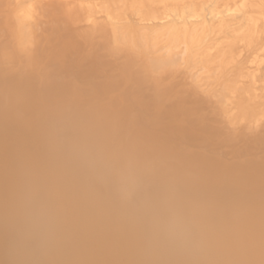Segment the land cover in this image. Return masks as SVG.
<instances>
[{
	"label": "rangeland",
	"instance_id": "1",
	"mask_svg": "<svg viewBox=\"0 0 264 264\" xmlns=\"http://www.w3.org/2000/svg\"><path fill=\"white\" fill-rule=\"evenodd\" d=\"M152 1L0 0V264H264V0Z\"/></svg>",
	"mask_w": 264,
	"mask_h": 264
},
{
	"label": "bare ground",
	"instance_id": "2",
	"mask_svg": "<svg viewBox=\"0 0 264 264\" xmlns=\"http://www.w3.org/2000/svg\"><path fill=\"white\" fill-rule=\"evenodd\" d=\"M142 1H143V2H147V3H151V4L154 3V2H156V1H152V0H142ZM157 1H158V3H160V4L167 5V4H169V3H172V4H178L179 2L186 1V0H157ZM187 1H190V2H193V3H195V4H198L201 0H187ZM73 3H74V2H73ZM56 4H57V3H56ZM49 5L51 6V4H49ZM59 5H60V4H59ZM68 5H69V4H68ZM57 6H58V5H57ZM60 6H61V5H60ZM60 6H58L57 9H58ZM53 7H54V6H53ZM53 7H52V8H53ZM55 7H56V6H55ZM59 9H60V8H59ZM55 10H56V9H55ZM47 12H48V11H47ZM59 12H60V10H59ZM32 13H33V12H32ZM45 13H46V12H45ZM30 14H31V12L29 13V15H30ZM41 14H42V13H41ZM43 14H44V13H43ZM33 15H34V14H32L31 17H32ZM60 20H62V19H60ZM30 21H32V19H31ZM53 21H54V19L52 20V22H53ZM187 21H188V20H187ZM187 21L184 20V23L182 24L183 26L180 25V26H182V27H180V28H182L183 32H185L186 34L191 30V25H190ZM203 21H204V19H203ZM54 22H55V21H54ZM30 24H31V22H30ZM41 25H42V24H41ZM47 25H48V24H47ZM47 25H45V26L42 25V26L47 27ZM50 25H52V23H51ZM48 26H49V25H48ZM52 26H53V25H52ZM104 27H106V26L104 25ZM203 32H204V31H203ZM203 32H202V34H205V32H204V33H203ZM30 33H31V32H30ZM201 36H202V35H201ZM204 36H205V35H203L202 37H204ZM242 36H243V38H245V39L247 40V42H250V41L252 40V38H253V32H252V31H249V30H246V31L243 32ZM195 41H196V39H195ZM195 41H192V42H195ZM185 44H186V43H185ZM198 44H199V43H197V44L194 45V46H198ZM184 48H185V49H181L180 51H186V50H187V45H186ZM190 50H191V49H190ZM190 50H189V51H190ZM184 53H185V52H184ZM233 53H234V50H229V55H231V54H233ZM184 55H185V54H184ZM188 55H190V54H188ZM189 57H190V56H189ZM223 57H224V61H225V60H226V56L223 55ZM227 58L231 59V58H233V56H231V57H227ZM176 59H177V58H176ZM221 59H222V58H221ZM188 60H189V59H188ZM175 61H176V60H175ZM182 61H183V60H182ZM186 61H187V60H186ZM186 61H185V62H186ZM174 63H175V62H174ZM182 64H183V63H182ZM221 64H222V63H221ZM223 64H224V62H223ZM184 65H185V64H184ZM204 67H205V66H204ZM204 67H203V69H204ZM206 68L209 69V67H206ZM200 71H202V70H200ZM219 71H220V70H219ZM216 75H217V74H216ZM219 76H220V73H219ZM235 97H236V100L234 99V101H236L237 103H243V102L245 101V98H244L243 96H241L240 94H238V96H237V95L234 96V98H235ZM72 102H74V104H77V103H78V101H76V100H74V101H68V102H67V101H65V102L63 101V102H61L60 107H62V109L66 108V107H67V108L69 107V110H70V108H72V107L74 106V105L72 104ZM5 109H6V108H5ZM8 109H9V108H8ZM73 109H74V107H73ZM66 110H67V109H66ZM66 110H65V111H66ZM63 111H64V110H63ZM65 111H64V112H65ZM3 112H4V111H3ZM66 112H67V111H66ZM67 113H68V112H67ZM63 115H67V114L65 113V114H63ZM71 116H72L71 119H73V114H72ZM74 116H76V115H74ZM82 116H83V115H82ZM82 116H81V118L85 117V116H83V117H82ZM69 117H70V116H69ZM76 117H77V116H76ZM78 117H79V116H78ZM78 117H77V118H78ZM77 118H76V119H77ZM86 118H87V117H86ZM79 119H80V118H79ZM83 119H84V118H83ZM83 119H82V121H83ZM87 119H88V118H87ZM90 120H91V119H90ZM78 121H79V120L77 119V122H78ZM85 121H87V120H85ZM93 121H94V120H93ZM74 122H75V121H74ZM80 122H81V121L78 122V125H79ZM90 122H91V121H90ZM94 122H96V121H94ZM75 123H76V122H75ZM83 123H84V122H82V124H83ZM86 123H88V122H86ZM86 123H85V124H86ZM97 123H98V122H97ZM70 124H71V123H70ZM72 124H73V123H72ZM72 124H71V125H72ZM89 124H91V123H89ZM92 124L94 125V123H92ZM92 124H91V125H92ZM78 125H77V126H78ZM80 125H81V123H80ZM86 126H87V125H86ZM90 127H91V126L89 125V128H90ZM100 127H101V126H100ZM83 128H84V127H83ZM94 128H95V127H94ZM91 129H92V128H91ZM98 129H99V127H98ZM101 129H102V127H101ZM86 130H87V129H86ZM86 130H83V131H86ZM89 130H90V129H89ZM92 130H93V129H92ZM99 130H100V129H99ZM83 131H82V132H83ZM94 131L96 132V129H94ZM88 133H89V132H88ZM89 134H91V133H89ZM93 136H94V135H93ZM93 136H92V140H93ZM90 139H91V138H90ZM94 139H95V138H94ZM92 140H91V141H92ZM91 141H89V143H90ZM87 142H88V141H87ZM139 143H140V141H139ZM135 145H136V144H135ZM135 145H134V146H135ZM134 146L130 147V151H129V149H128V152H129V153H128V156L130 155V157L134 160V162H136V163L138 164V166L140 167V169H141V167H142V169H144V168H145V169H146V168H147V169H150V168H154V167H156V165H157L158 162H159V158H157L158 155H156L155 157H150V156L147 157V156H145V155H143V154L141 155V154L139 153V149H138V147H137V146L134 147ZM140 146H141V145H140ZM142 149H143V148H142ZM143 150H144V149H143ZM126 154H127V153H126ZM126 158H127V157H126ZM146 158H147V159H146ZM148 158H149V159H148ZM127 159H129V160H128L129 162L132 161L130 158H127ZM128 161H127V162H128ZM108 162H111V161H108ZM108 162H107V163H108ZM125 162H126V161H125ZM109 164H111V163H109ZM115 166H117V165H115ZM133 166H134V165H133ZM135 166H136V165H135ZM139 167H138V168H139ZM129 168H130V167H129ZM133 168H134V167H132L131 170H132ZM112 169H114V167H112ZM126 169H127V167H126ZM134 169H136V168H134ZM131 170H130V171H131ZM136 170H137V169H136ZM136 170H135V172H136ZM127 171H128V169H127ZM132 171H133V170H132ZM118 173H119V172H118ZM120 173H121V172H120ZM130 173H131V172H130ZM135 174H136V173H135ZM121 175H122V174H121ZM132 176H135V175H132ZM137 176H138V175H137ZM149 176H151V175H149ZM149 176H148V177H149ZM184 176H187V175L185 174ZM119 177H120V176H119ZM127 177H129V176H127ZM130 177H131V176H130ZM138 177H139V176H138ZM138 177H137V179H138ZM142 177H143V176H142ZM142 177H141V178H142ZM146 177H147V176L145 175V179H148V178H146ZM153 177H155V176H153ZM153 177H152V178H153ZM135 178H136V177H135ZM143 178H144V177H143ZM127 179L129 180V178H127ZM132 179H133V178H132ZM132 179H131V180H132ZM137 179H136V180H137ZM128 180H127V182H128ZM136 183H139V182L137 181ZM136 183H135V184H136ZM131 185H132V184H131ZM136 185H138V187H140L139 184H136ZM142 185H143V184H142ZM134 187H136V186L134 185ZM134 187H133V188H134ZM125 188H126V187H125ZM130 188H131V187H130ZM130 188H129V189H130ZM136 188H137V187H136ZM127 189H128V188H127ZM134 189H135V188H134ZM135 190H136V189H135ZM163 190H164V189H163ZM219 190H220V189H219ZM132 191H133V190H132ZM132 191H130V192H132ZM166 191H167V190H166ZM197 191H199V190H197ZM136 192H137V191H136ZM139 192H140V191H139ZM164 192H165V191H164ZM193 192H194V191H193ZM193 192H192V193H193ZM202 192H203V191H201V193H202ZM224 192H225V191H224ZM197 193H198V192H197ZM197 193H196V194H197ZM199 193H200V191H199ZM205 193H207V192H204V194H205ZM219 193H221V190H220ZM225 193H226V192H225ZM131 194H132V193H131ZM134 194H135V193H134ZM134 194H132V195L135 196L136 194H135V195H134ZM196 194H195V195H196ZM208 194H209V192H208ZM208 194H207V195H208ZM137 195H138V194H137ZM186 195L188 196L189 194H186ZM197 195L200 196V194H197ZM209 195H210V194H209ZM218 195H221V194H218ZM193 196H194V194H193ZM199 196H198V198H199V200H200V197H199ZM222 196H223V194H222ZM184 197H186V196H184ZM188 197H189V196H188ZM188 197H187V198H188ZM190 197H191V196H190ZM194 197H195V196H194ZM206 197H207V196H206ZM216 197H218V196H216ZM258 197H259V196H258ZM258 197H257V199H258ZM120 198L123 199L122 197H120ZM191 198H192V197H191ZM203 198H204V197H203ZM207 198H208V197H207ZM220 198H221V197H220ZM228 198H229V195H228ZM238 198H239V197H238ZM244 198H245V197H244ZM262 198H263V197H262ZM262 198H260V199H262ZM88 199H90V198L88 197ZM91 199H92V198H91ZM130 199H131V198H130ZM189 199H190V198H189ZM192 199H193V198H192ZM194 199H195V198H194ZM212 199H213V198H212ZM215 199H216V198H215ZM222 199H224V198H222ZM232 199H234V198H232ZM241 199H243V197H241ZM245 199H246V198H245ZM254 199L256 200L255 202L257 203V199H256V198H254ZM254 199H253V200H254ZM86 200H87V199H86ZM95 200H97V199H95ZM202 200H204V199H202ZM205 200H206V199H205ZM213 200H214V199H213ZM238 200H239V199H238ZM77 201H78V200H77ZM90 201H93V202H94V199H93V200H90ZM90 201H89V203H90ZM132 201H133V200H132ZM218 201H219V200H218ZM221 201H222V200H221ZM223 201H224V200H223ZM226 201H227V200H226ZM235 201H236V200H235ZM241 201H242V200H241ZM93 202H92V203H93ZM228 202H229V201H228ZM231 202H232V201H231ZM242 202H243V201H242ZM247 202H248V200H247ZM249 202H250V201H249ZM249 202H248V203H249ZM251 202H252V201H251ZM260 202H261V201H260ZM73 203H74V202H73ZM73 203H72V204H73ZM83 203H84V202H83ZM83 203H82V205H83ZM95 203H96V202H95ZM237 203H238V202H237ZM237 203H236V204H237ZM84 204H85V203H84ZM176 204H178V203H176ZM227 204H230V202L227 203ZM234 204H235V202H234ZM46 205H47V206H46ZM76 205H78V204H76ZM79 205L81 206V204H79ZM79 205H78V206H79ZM239 205H240V204H239ZM22 206H23V205H22ZM43 206H46V207L48 208V204H45V205H43ZM43 206H42V207H43ZM49 206H50V205H49ZM68 206H69V205H68ZM74 206H75V205H74ZM80 206H79V207H80ZM84 206L86 207L87 205H84ZM90 206H91V205H90ZM94 206H95V205H94ZM97 206L99 207L98 204H97ZM212 206H213V205H212ZM231 206H232V205H231ZM231 206H230V207H231ZM237 206H238V205H237ZM23 207L25 208V206H23ZM23 207H22L21 209H23ZM69 207H70V206H69ZM75 207H77V206H75ZM81 207H82V206H81ZM81 207L78 209V211H80V209H82ZM174 207H175V206H174ZM234 207H235V206H234ZM70 208H71V207H70ZM70 208H69V209H70ZM77 208H78V207H77ZM77 208H76V209H77ZM94 208H95V207H94ZM94 208H93V209H94ZM210 208H211V207H210ZM73 209H74V208H73ZM176 209H177V208H176ZM178 209H179V208H178ZM230 209H231V208H230ZM233 209H235V208H233ZM24 210H26V208H25ZM24 210L21 211V212L24 213ZM94 210H96V212H98L96 208H95ZM193 210H194V209H193ZM193 210H192V211H193ZM73 211H74V210H73ZM89 211H90V210H89ZM99 211H100V209H99ZM175 211H176V210H175ZM212 211H214V210H212ZM27 212H28V210H27ZM94 212H95V211H94ZM204 212H205V210H204ZM206 212H207V211H206ZM215 212H216V211H215ZM215 212H214V213H215ZM72 213H73V212H72ZM99 213H100V215H101V212H99ZM173 213H176V212L173 211ZM207 213H208V212H207ZM207 213H206V214H207ZM211 213H212V212H211ZM27 214H28V213H27ZM78 214H79V213H78ZM95 214H96V213H95ZM176 214H177V213H176ZM209 214H210V213H209ZM209 214H208V216H209ZM22 215H24V214H22ZM35 215H36V214H35ZM76 215H77V213H76ZM103 215H104V214H103ZM211 215H212V214H211ZM26 216H27V215H26ZM37 216H38V215H37ZM37 216H36V218H38ZM71 216L73 217V215H71ZM104 216H105V215H104ZM18 217H20V215H19ZM58 218H59V217H58ZM20 220H22V219H20ZM60 220H61V219H60ZM193 220H194V219H193ZM63 221H64V220H63ZM196 221H197V220H196ZM37 222H38V221H36V223H37ZM192 222H193V221H192ZM61 223H62V225H64L63 222H61ZM84 223H85V222H84ZM167 223H168V222H167ZM38 224H39V222H38ZM40 224H41V223H40ZM24 225H25V224H24ZM60 225H61V224H60ZM65 225H66V224H65ZM65 225H64V226H65ZM68 225H69V224H68ZM68 225H66V226H68ZM82 225H83V224H82ZM87 225H88V224H87ZM87 225H86V226H87ZM89 225H90V224H89ZM93 225H94V224H93ZM95 225H96V224H95ZM95 225L93 226L94 228H95ZM107 225L109 226V224H107ZM107 225H106V226H107ZM34 226H35V225H34ZM39 226H40V225H39ZM64 226H63V227H64ZM70 226H71V225H70ZM83 226H84V225H83ZM91 226H92V225H91ZM41 227H44V226H41ZM87 227H88V226H87ZM87 227H86V228L84 227V228L87 229ZM44 228H45V227H44ZM53 228H55V227H53ZM88 228H89V227H88ZM124 228L126 229V227H124ZM124 228H122V230H123ZM116 229H118V228H116ZM125 229H124V230H125ZM63 230H64V229H63ZM95 230L98 231L99 229H94L93 231H95ZM100 230H101V229H100ZM100 230H99V231H100ZM102 230H103V229H102ZM120 230H121V229H120ZM122 230H121V234H120V233H119V234L121 235L120 238L122 237V240H123V238H124L125 236H124V231L122 232ZM130 230H131V229H130ZM132 230H133V229H132ZM60 231H61V230H60ZM60 231H59V232H60ZM116 231H117V230H116ZM133 231H134V230H133ZM138 231H139V230H138ZM101 232H103V231H101ZM117 232H118V231H117ZM125 232H126V230H125ZM128 232H130V231H128ZM135 232H136V231H135ZM139 232H140V231H139ZM203 232H204V231H203ZM49 233H50V232H49ZM49 233H48V234H49ZM93 233H94V234H93ZM93 233H92V234L95 235V232H93ZM96 233H97V232H96ZM126 233H127V232H126ZM140 233H141V232H140ZM140 233H139V234H140ZM104 234H107V231H105ZM104 234H101V238H99V237H98V238L101 240V239H102V236H104ZM114 234H117V233H114ZM122 234H123V235H122ZM132 234H133L132 236H134L133 238L137 237V236L134 235V233H132ZM135 234H137V232H136ZM139 234H138V235H139ZM144 234H145V233H144ZM144 234H143V235H144ZM205 234H206V233H205ZM98 235H100V233H99ZM98 235H97V236H98ZM117 235H118V234H117ZM125 235H128V234H125ZM130 235H131V233H130ZM201 235H202V234H201ZM42 236H43V235H42ZM106 236H108V235H106ZM113 236H115V235H113ZM118 236H119V235H118ZM118 236H116V237L118 238ZM123 236H124V237H123ZM140 236H141V235H139V237H140ZM159 236H160V235H159ZM141 237H143V236H141ZM160 237H161V236H160ZM160 237H159V238H160ZM43 238H44V237H43ZM98 238H97V239H98ZM106 238H107V237H106ZM112 238H114V237H112ZM117 238H114V240L117 239ZM129 238H130V240H131V236H129ZM133 238H132V240H133ZM153 238H154V237H153ZM99 239H98V240H99ZM118 239H119V238H118ZM124 239H126V238H124ZM127 239H128V237H127ZM127 239H126V240H127ZM138 239H139V238H138ZM138 239H137V240H138ZM146 239H148V238H146ZM146 239H145V240H146ZM157 239H158V238H157ZM167 239H168V237L166 236V240H167ZM100 240H99V241H100ZM119 240H120V239H119ZM122 240H121V241H122ZM130 240H129V241H130ZM132 240H131V241H132ZM135 240H136V238H135ZM139 240H141V239H139ZM148 240H151V239H148ZM170 240H171V239H170ZM204 240H205V237L202 236V237H201V241L203 242ZM95 241L99 244V241H97V240H95ZM116 241H117V240H116ZM131 241H130V242H131ZM143 241H144V239H143ZM159 241H160V240H158V242H159ZM123 242H124V241H123ZM139 242H140V241H139ZM152 242H153V241H152ZM152 242H151V243L148 242V243H149V246H150V244H152V246L154 247L156 244L153 245ZM161 242H162V241H161ZM161 242H160V245H159V246H161V244H163V243H161ZM164 242H165V240H164ZM171 242H172V244L169 243V242H167L168 244H171V245H169V246H172V245L174 244L172 240H171ZM118 243L121 244L120 241H118ZM128 243H129V242L127 241V244H128ZM131 243L133 244V242H131ZM134 243H135V242H134ZM144 243H145V241H144ZM154 243H157V242H154ZM167 243H166V245H167ZM207 243H208V241H207ZM207 243H206V244H202L203 247H204V248H203L204 251H206V250L208 251ZM120 244H118V245H120ZM123 244H124V243H123ZM123 244H121V245L123 246ZM132 244H130V245H132ZM135 244H138V243L136 242ZM135 244H133V245H135ZM141 244H143V242H141ZM199 244H200V241H199ZM199 244H198V245H199ZM124 245H126V242H125ZM133 245L130 246V247H132V249H133ZM146 245H147V244H146ZM157 245H158V244H157ZM157 245H156V246H157ZM166 245H165V246H166ZM97 246H98V245H97ZM135 246H137V245H135ZM135 246H134V247H135ZM141 246H143V245H141ZM163 246H164V245H163ZM173 246H174V245H173ZM199 246H200V245H199ZM123 247H125V246H123ZM146 247H147V246H146ZM99 248H100V246H99ZM136 248H137V247H136ZM143 248H145V247L143 246ZM164 248H165V247H164ZM164 248H163V249H164ZM85 249L87 250L88 248H85ZM91 249H92V250H95V248H94V249H93V248H90L89 250H91ZM96 249H97V248H96ZM139 249H140V248H139ZM145 249H146V251H147V250H148V247L145 248ZM154 249H156V247H155ZM154 249L152 248V250H154ZM159 249L162 250L161 247H160ZM167 249L170 250V248H168V245H167ZM86 250H84V253H85ZM97 250H98V249H97ZM126 250H127V249H126ZM128 250H130V249H128ZM149 250H151V247L149 248ZM152 250L150 251V253L153 252ZM165 250H166V249H164V251H165ZM171 250H172V248H171ZM171 250H170V251H171ZM134 251H136V250H134ZM157 251H158V249H157ZM82 252H83V251H82ZM86 252H87V251H86ZM93 252H94V251H93ZM130 252H132V251H130ZM130 252L128 251L129 254H130ZM155 252H156V251H155ZM133 253H134V252H133ZM133 253H132L131 255H133ZM156 253H157V252H156ZM159 253H160V255L162 254L161 252H159ZM170 253H173V252H169V254H170ZM129 254H128V255H129ZM140 254H141V253H140ZM166 254H168V251L166 252ZM169 254H168V255H169ZM81 255H83V254H81ZM87 255H88V254H86V256H87ZM89 255H90V254H89ZM128 255H126V256L128 257ZM131 255H130V259L133 257V256L131 257ZM153 255H154V254H153ZM158 255H159V254H156L155 256H150V257L148 256L149 259H148V261H145V262L143 261L144 264H163L164 262H165V264H166V259H165V257H160V256H158ZM168 255H165L166 258H167ZM172 255H173V254H172ZM134 256H135V258H136L135 253H134ZM138 256H140V255L138 254ZM138 256H137V257H138ZM157 256H158V257H157ZM169 256H171V255H169ZM148 257H147V258H148ZM174 257H175V256H174ZM118 258H119V257H117L116 259H118ZM138 258H139V257H138ZM171 258H173V256H172ZM89 259H90V258H88V260H89ZM120 259H121V258H120ZM123 259H125V258H123ZM127 259H128L127 261L129 262L130 259H129V258H127ZM132 259H134V258H132ZM132 259H131V260H132ZM140 259H141V257H140ZM140 259H138V260H140ZM169 259H170V257H169ZM169 259H168L167 261H171V259H170V260H169ZM173 259H175V261H176V258H173ZM173 259H172V260H173ZM121 260H122V259H121ZM121 260H120V261H121ZM117 261H119V259H118ZM117 261H116V262H117ZM133 261L136 262L137 260L135 259V260H133ZM133 261H132V262H133ZM175 261H173V262H175ZM177 261H178V260H177ZM177 261L175 262L176 264H178ZM91 262H92V261H90V263H91ZM122 262H125V261H122ZM128 262H127V263H128ZM147 262H148V263H147ZM171 262H172V261H171ZM129 263H130V262H129ZM129 263H128V264H129ZM141 263H142V261H141ZM175 263H174V264H175ZM91 264H92V263H91ZM117 264H118V263H117ZM122 264H123V263H122ZM125 264H126V263H125ZM132 264H133V263H132ZM134 264H137V262L134 263ZM138 264H139V261H138ZM168 264H169V262H168ZM179 264H180V263H179Z\"/></svg>",
	"mask_w": 264,
	"mask_h": 264
}]
</instances>
